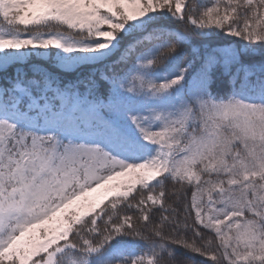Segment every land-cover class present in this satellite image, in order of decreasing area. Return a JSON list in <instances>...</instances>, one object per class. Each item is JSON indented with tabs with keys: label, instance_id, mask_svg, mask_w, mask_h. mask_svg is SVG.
Segmentation results:
<instances>
[{
	"label": "snow or ice",
	"instance_id": "6c2138e0",
	"mask_svg": "<svg viewBox=\"0 0 264 264\" xmlns=\"http://www.w3.org/2000/svg\"><path fill=\"white\" fill-rule=\"evenodd\" d=\"M0 264H264V0H0Z\"/></svg>",
	"mask_w": 264,
	"mask_h": 264
},
{
	"label": "trees",
	"instance_id": "16d2710c",
	"mask_svg": "<svg viewBox=\"0 0 264 264\" xmlns=\"http://www.w3.org/2000/svg\"><path fill=\"white\" fill-rule=\"evenodd\" d=\"M42 31H47V29H41ZM62 30V29H61ZM170 187V186H169ZM173 200L175 199V197H173L172 198ZM170 203L172 202V200H170L169 201ZM198 259H200V260H203V259H205V258H203V257H198Z\"/></svg>",
	"mask_w": 264,
	"mask_h": 264
}]
</instances>
